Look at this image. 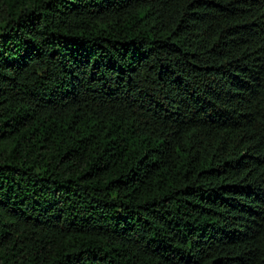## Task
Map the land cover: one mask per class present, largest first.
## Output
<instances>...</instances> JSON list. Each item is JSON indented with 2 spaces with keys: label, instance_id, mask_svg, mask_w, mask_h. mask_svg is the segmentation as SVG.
I'll return each instance as SVG.
<instances>
[{
  "label": "trees",
  "instance_id": "obj_1",
  "mask_svg": "<svg viewBox=\"0 0 264 264\" xmlns=\"http://www.w3.org/2000/svg\"><path fill=\"white\" fill-rule=\"evenodd\" d=\"M0 264H264V0H0Z\"/></svg>",
  "mask_w": 264,
  "mask_h": 264
}]
</instances>
